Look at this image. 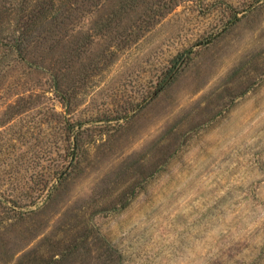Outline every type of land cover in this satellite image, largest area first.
Segmentation results:
<instances>
[{
  "label": "rangeland",
  "instance_id": "obj_1",
  "mask_svg": "<svg viewBox=\"0 0 264 264\" xmlns=\"http://www.w3.org/2000/svg\"><path fill=\"white\" fill-rule=\"evenodd\" d=\"M175 3L122 49L96 37L61 68L76 38L51 26L38 66L0 70V264H264V0ZM13 27L0 18L1 37ZM40 64L72 70L68 101Z\"/></svg>",
  "mask_w": 264,
  "mask_h": 264
},
{
  "label": "trees",
  "instance_id": "obj_2",
  "mask_svg": "<svg viewBox=\"0 0 264 264\" xmlns=\"http://www.w3.org/2000/svg\"><path fill=\"white\" fill-rule=\"evenodd\" d=\"M177 0H119L115 6L102 5L98 0H0V18L9 17L14 19V32L6 37L0 36V70L6 67L11 61L26 62L29 68L38 66L32 53L40 42L39 39L49 36L54 29L60 28L61 32L55 35L54 42L73 41V45L69 47L68 58L64 60L67 67H71L74 62H78L82 53L88 51L86 45L95 42L94 38H108L110 43H114L117 49L127 47L130 43L137 41L142 34L147 31L158 18L165 15ZM142 7L140 13L136 16L131 15V11ZM95 9L100 10L93 26L90 29H83L80 25L82 20L92 13ZM103 9V10H102ZM102 10V11H101ZM44 23V25H43ZM73 25L71 30H64L67 25ZM41 25V29H36ZM43 25V26H42ZM45 25L46 28H45ZM39 27V26H38ZM35 29V30H34ZM34 30V34H32ZM33 44V51L30 47ZM84 47V49L81 48ZM10 54V56H8ZM8 56V57H7ZM105 58V54L101 51L97 54L85 68L96 69L98 64ZM43 59V58H42ZM7 62V63H5ZM41 65V64H40ZM52 66H42L49 77H51L54 92L62 102L68 101L67 93L62 89V77L72 74V70L67 72L61 71V68ZM80 69L75 70L72 75L71 88L76 86L82 78H76L80 73ZM28 94L26 96L19 95L12 103L6 105V110L15 109L14 114H21L29 109L38 95ZM11 114V115H14ZM77 128L74 130V128ZM80 122L69 123L66 127V140L71 147L70 154L74 157L78 156L80 144L79 137L83 134Z\"/></svg>",
  "mask_w": 264,
  "mask_h": 264
},
{
  "label": "water",
  "instance_id": "obj_3",
  "mask_svg": "<svg viewBox=\"0 0 264 264\" xmlns=\"http://www.w3.org/2000/svg\"><path fill=\"white\" fill-rule=\"evenodd\" d=\"M184 59V57L183 58H181V60H180V62L178 63V65L174 68V70L169 74V76L166 78V80H164L163 82H162V84L157 88V90L155 91V92H153L152 93V95L150 96V98L157 92V91H159L161 88H162V86L163 85H165V83L170 79V77L173 75V73H174V71L178 68V66L181 64V61ZM145 101H147V100H145ZM144 101V102H145ZM144 102H142L140 105H142Z\"/></svg>",
  "mask_w": 264,
  "mask_h": 264
}]
</instances>
